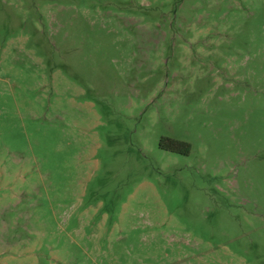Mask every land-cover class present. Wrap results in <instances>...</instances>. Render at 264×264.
Segmentation results:
<instances>
[{
  "label": "rangeland",
  "instance_id": "obj_1",
  "mask_svg": "<svg viewBox=\"0 0 264 264\" xmlns=\"http://www.w3.org/2000/svg\"><path fill=\"white\" fill-rule=\"evenodd\" d=\"M0 264H264V0H0Z\"/></svg>",
  "mask_w": 264,
  "mask_h": 264
}]
</instances>
